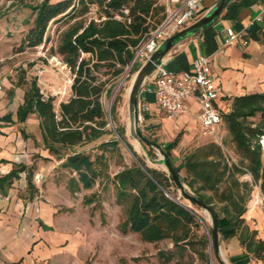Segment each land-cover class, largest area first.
<instances>
[{"label":"trees","instance_id":"trees-1","mask_svg":"<svg viewBox=\"0 0 264 264\" xmlns=\"http://www.w3.org/2000/svg\"><path fill=\"white\" fill-rule=\"evenodd\" d=\"M80 1L99 4L105 18L73 24L62 33L58 49L74 73L72 95L61 101L57 110L55 98L45 97L35 79L17 110L18 121H25L32 113L37 114L44 146L62 160L60 167L70 174L67 187L71 192L98 187L84 197V204L98 203L102 207V193L113 186L116 202L122 207L118 222L122 232L138 233L146 242L170 240V249L159 250L166 261L213 264V256H216L213 226L210 225L206 232L203 223L208 222L203 216L198 218L182 196L179 197L177 191L181 188L171 175L165 168L149 163L147 156L156 158L152 153L153 146L145 141L150 150L148 155L141 153L127 140L125 127L117 125L115 131L137 159L112 174L107 155L108 151L118 148L119 139L109 128L103 96L113 95L119 79L131 65L137 47L163 21L166 11L150 24L148 18L154 17L159 10L155 0ZM73 4V0H43L34 6L35 24L23 38L21 50L41 44L48 24L68 14ZM122 88L111 109L115 122ZM258 113L261 114L260 121H251L250 118ZM0 118L13 121L11 113ZM225 122L234 154L227 150L228 144L223 139L221 142L212 139L187 152L182 159L183 167L171 163L194 195L210 206L217 217L219 231L222 217L226 216L238 228L239 238L247 250L264 257V240L256 237L257 230H251L243 218L253 185H259L264 194V92L236 97L232 110L225 115ZM106 134L112 137L102 139ZM179 138L180 134L175 143ZM95 142H99L94 145L97 149L92 147L87 151L82 148ZM159 148L167 152L161 143ZM247 173L252 175V183L241 178ZM101 217L105 223V214Z\"/></svg>","mask_w":264,"mask_h":264},{"label":"crops","instance_id":"crops-1","mask_svg":"<svg viewBox=\"0 0 264 264\" xmlns=\"http://www.w3.org/2000/svg\"><path fill=\"white\" fill-rule=\"evenodd\" d=\"M217 1L205 0L204 14ZM259 15L262 20L253 21ZM229 27L242 32L249 43L226 42ZM199 54L210 57L212 77L221 88L216 105L222 112L219 131L223 139L225 115L232 110L235 98L264 92V0H232L211 24L179 40L161 61L174 71L192 70ZM148 80L139 97V125L162 144L171 161L181 168L189 150L212 138L202 132L199 105L193 98L186 113L170 118L158 106L156 94L148 90L151 82ZM8 82L6 78L4 83ZM24 97L20 87H14L13 93L0 90V117L9 113L13 117V121L0 118V264H45L47 257L52 258L57 252L49 248L47 256L41 240L45 237L44 228L35 223L31 225V209L36 202L29 201L28 190L31 183L40 181L39 174L61 164L62 160L45 148L36 113L25 121H18L17 110L24 103ZM35 114L36 119L32 117ZM34 120L37 125L33 124ZM179 134V141L175 143ZM261 195L260 187L253 190L243 218L251 230H257L256 237L264 240ZM35 206L43 219L51 209L45 202ZM219 239L221 257L226 264H264V257H258L243 245L238 228L226 216L222 217Z\"/></svg>","mask_w":264,"mask_h":264},{"label":"rangeland","instance_id":"rangeland-1","mask_svg":"<svg viewBox=\"0 0 264 264\" xmlns=\"http://www.w3.org/2000/svg\"><path fill=\"white\" fill-rule=\"evenodd\" d=\"M42 1L0 0V90L3 88V90L12 93L14 87H20L26 93L32 81L36 79L44 96L55 98L54 104L59 110L61 101L68 100L72 95L71 86L74 78L73 71L64 61L63 55L58 49L62 33L73 24L88 23L93 18L103 19L105 13L97 3L85 4L80 0H73L74 4L69 9L68 14L59 16L48 24L41 44L26 46L21 50L23 38L35 24L36 9L34 6L39 5ZM155 1L159 10L154 17L148 18L147 21L150 24H154L164 16L166 11V0ZM132 67L130 65L119 79L113 95L110 97L108 95L103 96L110 122L109 128L113 129V134L119 139L118 148L107 152L110 157L112 174L127 163L137 159L125 141L116 133L117 125L125 127L127 140L138 151L148 155L150 150V146L145 141L136 138L131 129V97L142 64H136L134 69ZM6 78L9 81L7 84L4 83ZM148 81V79L145 81V85ZM121 86L123 88L117 104L115 122L110 107L112 109L115 96ZM32 117L38 118L36 114ZM260 119V113L250 118L253 122H259ZM35 121L33 124L37 125ZM139 128L146 136L156 139L148 131H144L141 125ZM222 130H226L223 141L228 144L227 150L234 154V145L229 140L230 134L226 122ZM111 137V134H106L102 139ZM211 138L213 139V137ZM96 143L99 142L85 145L82 148L87 151L92 147L97 149V146H94ZM153 148L152 153L156 158L147 156L149 163L151 165L155 163V166L165 168L162 164H157L158 160L164 158V152L158 147L153 146ZM69 177L70 174L59 164L50 170H45L43 174H39L40 181H36L34 176L36 182L31 183L28 190L31 203L45 202L47 206H51L44 219L38 216L36 203L33 208L31 207L32 214H30L31 225L35 223L38 224V227L44 228L45 237L41 240L47 250V256L49 255V248L57 250L56 256L47 257L45 264H176L175 260L166 261L159 254V250H168L172 247L170 240L165 239L157 243L146 242L141 239L138 233H124L119 229L118 222L122 214V207L116 202L113 186H110L104 194L102 193V207L98 203L86 205L84 204V197L96 191L98 187L71 192L67 187ZM241 178L253 182L250 173ZM257 187L260 186L253 185V190ZM185 189L194 194L187 185ZM177 193L195 211L198 218L203 216L206 219L208 224L202 223L206 232H209V226L212 225L211 214L205 208L193 205L191 200L183 195L181 189ZM261 196L264 199V194ZM102 213L105 214V223L102 222ZM213 260L215 264H220L216 256H213Z\"/></svg>","mask_w":264,"mask_h":264},{"label":"built area","instance_id":"built-area-1","mask_svg":"<svg viewBox=\"0 0 264 264\" xmlns=\"http://www.w3.org/2000/svg\"><path fill=\"white\" fill-rule=\"evenodd\" d=\"M204 1L168 0L165 18L137 47L131 66L146 63L163 41L200 19L204 15ZM260 20L262 17L259 15L253 21ZM226 34L228 43H249L242 32L232 27L226 29ZM148 78L151 81L148 90L156 94L158 106L168 117L176 119L186 113L190 108L189 100L193 98L199 105L203 134L221 142L219 124L222 112L216 105L221 88L212 77L208 55L199 54L192 70L174 71L161 61L155 65ZM262 142L264 143V136Z\"/></svg>","mask_w":264,"mask_h":264},{"label":"water","instance_id":"water-1","mask_svg":"<svg viewBox=\"0 0 264 264\" xmlns=\"http://www.w3.org/2000/svg\"><path fill=\"white\" fill-rule=\"evenodd\" d=\"M232 0H218L215 5L207 11L200 19L192 23L191 25L181 29L180 31L176 32L172 36L168 37L160 47L153 53L151 58L142 65L141 69L139 70L137 80L135 82L133 95L131 97V105H130V112L132 116V133L133 135L150 143L152 146L159 148V143L157 141L150 140L143 131L139 128V121H140V113H139V97L140 93L143 89L145 81L148 79L150 74L153 72L155 65L163 59V57L169 53V51L174 47V45L181 40L182 38L200 30L201 28L211 24L223 11V9L231 2ZM120 87V86H119ZM111 110V107H110ZM111 112V111H110ZM117 133V132H116ZM119 136V135H118ZM120 137V136H119ZM121 138V137H120ZM122 139V138H121ZM126 143V142H125ZM128 146V145H127ZM130 149V148H129ZM131 151V149H130ZM158 163L162 164L169 175L173 178V180L180 186L182 192L184 193L185 197L198 203L201 207L205 208L210 214L212 219V237L214 240L215 250H216V259L220 264H226L223 258L221 257L220 252V239H219V228L217 223L216 215L211 211V208L208 204H206L202 199L197 198L194 194L188 192L186 188V184L181 180L179 174L173 167L170 157L167 152H164V158L158 160ZM200 219H202L199 216ZM213 264L214 260H213Z\"/></svg>","mask_w":264,"mask_h":264}]
</instances>
